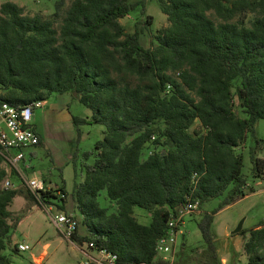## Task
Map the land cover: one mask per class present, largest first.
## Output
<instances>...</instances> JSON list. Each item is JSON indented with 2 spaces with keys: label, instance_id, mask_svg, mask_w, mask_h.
Here are the masks:
<instances>
[{
  "label": "trees",
  "instance_id": "obj_1",
  "mask_svg": "<svg viewBox=\"0 0 264 264\" xmlns=\"http://www.w3.org/2000/svg\"><path fill=\"white\" fill-rule=\"evenodd\" d=\"M157 2L169 25L151 47L141 30L127 32L121 23L141 1L72 0L64 9L65 0H56L59 28L54 18L2 2L0 102L20 106L77 91L92 113L72 115L74 124L103 125L92 150L74 152L76 177L83 179L71 193L64 178L57 189L27 190L41 206L63 211L72 195L81 219L71 240L107 247L118 264H168L155 251L168 220L190 200L202 206L224 197L197 221L201 251L181 243L173 262L222 264L215 215L255 191L243 171L245 150L253 176L264 180V136L256 129L264 121V0ZM3 161L0 151V264H11L4 253L13 229L9 207L24 188H3L9 175ZM103 190L115 210L100 204ZM135 207L149 212L150 224L138 221ZM239 234L248 263L264 264V223Z\"/></svg>",
  "mask_w": 264,
  "mask_h": 264
},
{
  "label": "rangeland",
  "instance_id": "obj_2",
  "mask_svg": "<svg viewBox=\"0 0 264 264\" xmlns=\"http://www.w3.org/2000/svg\"><path fill=\"white\" fill-rule=\"evenodd\" d=\"M13 1L24 8L27 15L42 14L46 18H54L55 26L59 28L60 17L55 15L56 0H0ZM141 1L135 10L121 19L127 32L141 30L142 43L146 47L155 45V35L158 29L169 25L166 14H164L157 0H129ZM72 0H65L64 9L70 5ZM254 14H249L246 19H252ZM216 19V17H213ZM136 82V80H132ZM72 92L63 94L54 93L46 101L43 108L36 110L35 121L41 131V136L48 138V144L33 146L27 149V160L30 161V168L24 171L27 177L36 174L47 185L57 188L62 184V178L66 181V189L71 193L75 181H81L83 176L76 177L73 166L74 152L92 150L95 143L104 136V127L96 123H83L76 126L71 118L72 115L88 119L91 110L79 102ZM67 101L64 106H61ZM54 109L57 113L54 112ZM59 110H63L59 112ZM59 113L64 114L59 116ZM67 117L65 120L61 118ZM90 119V118H89ZM58 121V122H57ZM198 127L196 123L192 128ZM78 128L80 136L78 137ZM257 134L264 136V121L256 124ZM79 138V139H78ZM153 147L151 146V149ZM31 152L35 155L31 156ZM264 157V151H259ZM252 162L248 149L245 150V161L243 171L247 182L254 188V192L248 196L222 208L216 213L212 230L215 235V242L218 249L219 259L222 264H249L247 254L243 249V236L233 233L240 222H243V229L249 230L264 221V180L255 178L252 174ZM78 174L82 173V167L78 165ZM9 178L16 185H22L24 192H20L13 200L9 209L11 210V223L13 229L4 253L11 259V264H74L81 258V253L74 246L77 242L68 240L60 234L46 206H41L37 201L28 196L29 190L19 177L11 175L9 167ZM106 191H101L99 202L102 206H108L110 211L115 210V205L105 199ZM224 197L212 198L206 201L200 209L192 212L186 217L184 235L179 236L180 243H184L188 249L201 251L203 243L202 234L198 228L197 221L205 212H210L219 207ZM65 212L73 214L78 221L81 219L72 195L67 198ZM53 212H57L54 208ZM134 214L142 224H150L151 215L141 207H135ZM80 233L86 235V228L81 224ZM27 243L30 249L20 251L19 245ZM18 247V251L14 247Z\"/></svg>",
  "mask_w": 264,
  "mask_h": 264
},
{
  "label": "built area",
  "instance_id": "obj_3",
  "mask_svg": "<svg viewBox=\"0 0 264 264\" xmlns=\"http://www.w3.org/2000/svg\"><path fill=\"white\" fill-rule=\"evenodd\" d=\"M45 101L37 100L20 106L5 101L0 102V151L4 156L3 163L8 167V170L9 167L12 171L15 170L22 183L35 195L42 190L53 188L36 174L27 177L24 173L26 169L30 168V165L24 164L28 156L27 149L39 145L42 140L41 134L35 127L33 116L37 109L44 107ZM2 186L9 189L15 187V184L8 175L3 180ZM56 194L60 195L61 191L58 190ZM53 201L60 203L56 199ZM200 205V199H196L181 206L176 215L168 220L167 232L158 238L155 247L156 255L168 264H173L177 257L181 245L179 236L184 235L186 217L199 210ZM44 206L60 234L73 241L71 240L72 235L79 227L78 219L72 213L60 210L55 204H45ZM54 208L57 209V212H53ZM74 246L82 255L74 264H118V255L115 252L107 247L99 246L95 242L85 241L74 244ZM29 249L30 245L27 243L19 245L20 251L24 252Z\"/></svg>",
  "mask_w": 264,
  "mask_h": 264
},
{
  "label": "crops",
  "instance_id": "obj_4",
  "mask_svg": "<svg viewBox=\"0 0 264 264\" xmlns=\"http://www.w3.org/2000/svg\"><path fill=\"white\" fill-rule=\"evenodd\" d=\"M67 103V101H64L63 102V104L61 105V106H64V104H66ZM63 110H59V112H62ZM54 112L55 113H57V111L54 109ZM36 112L34 113V116H33V119H34V124H35V127L38 129V131H39V133L40 134H42L41 133V131L39 130V128H38V124H37V122L35 121V116H36ZM64 114H62V113H59V116L61 117V116H63ZM67 117L65 116V117H63V118H61L62 120H65ZM71 118H72V116H71ZM58 122V121H57ZM42 143H43V145L44 144H48V138H46L45 136H42ZM28 157V156H27ZM24 164L25 165H30V161L29 160H25V162H24ZM5 165V164H4ZM6 166V165H5ZM6 169H7V171H8V173H9V170H8V167L6 166ZM65 181V180H64ZM15 185H16V183H14ZM65 185H67V183H66V181H65ZM16 186H18V185H16ZM249 195V194H248ZM248 195H246V196H248ZM245 196V197H246ZM78 214V213H77ZM264 223V221H262L260 224H258L256 227H254V228H257V227H259V226H261V224H263Z\"/></svg>",
  "mask_w": 264,
  "mask_h": 264
},
{
  "label": "water",
  "instance_id": "obj_5",
  "mask_svg": "<svg viewBox=\"0 0 264 264\" xmlns=\"http://www.w3.org/2000/svg\"><path fill=\"white\" fill-rule=\"evenodd\" d=\"M73 93H74V95L76 97H78L79 94H78L77 91H74ZM242 229H243V222H240L239 225L236 227V229L234 230L233 233H239Z\"/></svg>",
  "mask_w": 264,
  "mask_h": 264
}]
</instances>
